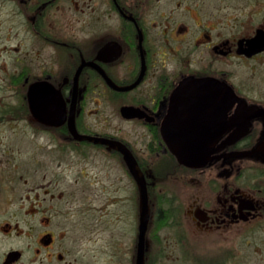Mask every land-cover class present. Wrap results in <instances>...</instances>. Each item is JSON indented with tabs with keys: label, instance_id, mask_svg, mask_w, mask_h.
I'll return each mask as SVG.
<instances>
[{
	"label": "flooded vegetation",
	"instance_id": "flooded-vegetation-1",
	"mask_svg": "<svg viewBox=\"0 0 264 264\" xmlns=\"http://www.w3.org/2000/svg\"><path fill=\"white\" fill-rule=\"evenodd\" d=\"M232 63L236 83L228 80ZM208 76L233 95L217 85L212 97L196 96L204 109L190 133L215 142L204 163L186 165L163 125L180 82ZM105 106L114 112L107 116ZM131 123L140 128L132 132ZM132 167L148 194L144 264L161 259L167 181L187 196L185 220L201 235L228 237L264 221V0H0V264H69L57 235L96 233L82 216L108 205L135 200L138 232ZM18 181L32 205L23 217L41 215L43 229L28 222L35 245L3 249L17 212L2 213V204L13 202ZM66 185H77L80 216L54 201Z\"/></svg>",
	"mask_w": 264,
	"mask_h": 264
},
{
	"label": "rangeland",
	"instance_id": "rangeland-1",
	"mask_svg": "<svg viewBox=\"0 0 264 264\" xmlns=\"http://www.w3.org/2000/svg\"><path fill=\"white\" fill-rule=\"evenodd\" d=\"M226 67L232 69V75L228 77V80L236 83L234 63L227 64ZM240 71L242 76L247 78L246 67L242 66ZM107 107H104L105 114L109 116L114 110L109 106ZM90 116L92 119L98 117L97 115ZM129 126L132 132L136 127H139L138 125L134 126L133 123ZM70 180L68 178V181ZM175 185L178 184L174 180L164 183L165 197L168 201L167 204H164V207L169 210V213L166 218H163V225L157 226H161L159 232L161 237V259H159V264H264V221L248 226H238V233H233L228 237L201 235L193 231L188 224L189 222L185 220L188 205L187 196ZM66 186L67 188L62 186L58 189L63 190L64 196L54 201L67 203L68 208L71 207L72 212L80 216L78 204L75 200L76 196L78 200L77 185ZM26 190V185L18 181L14 188L13 202L2 204V213H8L11 208L17 212V218L8 219L15 230L11 236H2L1 245L3 249L9 247L21 248L27 244L35 245L32 236H25L28 222L33 223L36 229H43V222L40 220L41 215L37 214L33 219L23 217L24 211L32 208V205L30 207L31 202L26 198ZM90 192L91 189L86 190V193L82 194V199L84 200ZM154 196L155 191L151 196L153 201ZM100 203L101 200L96 201V206L98 207ZM164 207L163 209H165ZM116 208L118 210L125 209L127 211L126 217L117 219ZM101 211L100 209L98 212H94L95 214L88 211L87 215L82 216L84 223L91 224V222H95L97 224L95 227L96 233L78 235L75 233V228L65 236L60 233V235H57L56 241V245H59L58 250L63 253L69 264H135L138 233L137 228H135L137 218L135 200H132L128 207H123L121 204L108 205ZM61 219L62 217L55 219L57 221L53 220V224L65 222ZM70 223L73 224L69 220L67 225H70ZM182 232L183 235H181ZM33 251V249L28 251V254L35 260V256L32 254ZM154 251V248L150 249L148 255H153ZM24 264H27V262H24ZM31 264H40V262L36 260ZM49 264L57 263L52 258Z\"/></svg>",
	"mask_w": 264,
	"mask_h": 264
},
{
	"label": "water",
	"instance_id": "water-1",
	"mask_svg": "<svg viewBox=\"0 0 264 264\" xmlns=\"http://www.w3.org/2000/svg\"><path fill=\"white\" fill-rule=\"evenodd\" d=\"M253 44V41H251L250 45ZM217 85H226L228 87L226 91L227 94L230 93L233 95V90L227 83L218 81L211 76L202 78L187 77L180 82L173 93V99L171 100L172 105L169 108L167 118L163 125L164 130L162 132L170 151L180 163L186 165H201L208 159L211 153L210 149L215 140L208 138V135L192 136L188 126H190V128L192 127L190 124H192L194 118L198 117L197 112L199 109H204V107L199 108L195 104V102L199 100L196 96L198 94L201 96L210 93L212 97L217 94V89H214V86ZM114 86L116 87V85ZM219 92L224 93L225 91L218 90V93ZM181 96H184V99H181ZM189 96L192 97L189 98ZM194 98L196 100H194ZM230 101L231 99L229 97L225 100L221 99L220 107L223 111L229 106ZM207 109L209 108L205 110ZM129 110H132V108L124 107L122 109V111L126 112ZM204 118L207 119V117ZM222 121V123H225L224 120ZM125 157L128 160L132 156L126 152ZM131 172L140 185L141 197L135 264H144V253L146 249L145 233L149 220L148 194L143 179L139 178L133 167L131 168ZM15 253L16 251H12V254Z\"/></svg>",
	"mask_w": 264,
	"mask_h": 264
},
{
	"label": "trees",
	"instance_id": "trees-1",
	"mask_svg": "<svg viewBox=\"0 0 264 264\" xmlns=\"http://www.w3.org/2000/svg\"><path fill=\"white\" fill-rule=\"evenodd\" d=\"M164 216H165V217H163V218H166L167 215H164Z\"/></svg>",
	"mask_w": 264,
	"mask_h": 264
}]
</instances>
